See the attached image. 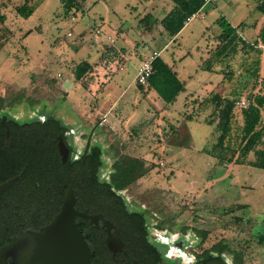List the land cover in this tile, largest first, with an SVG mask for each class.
<instances>
[{"label": "rangeland", "instance_id": "1", "mask_svg": "<svg viewBox=\"0 0 264 264\" xmlns=\"http://www.w3.org/2000/svg\"><path fill=\"white\" fill-rule=\"evenodd\" d=\"M168 2L169 8L173 5L171 0H85L83 14L65 15L61 0H0V14L4 16L0 20V96L46 104L48 108L58 102L59 112L65 108L61 97L68 98L63 96L67 91H63L62 84L69 78L73 85L69 84L71 100L87 119L71 111L63 116L71 120L77 117L87 127L100 120L99 115L93 118L91 106L104 110L111 102L119 101L120 107L124 106V118L118 122L120 116L110 117L112 122H118L113 125L115 128L105 125L100 132L107 143L105 170L109 174L114 161L124 154L155 164L146 175L121 189L129 206L144 210L148 221L155 227L159 225L165 234H187L191 245L185 250L190 253L212 250L219 242L234 251H223L233 264H264V169L217 163L216 157L207 152L216 140V128L213 131L201 120L209 109L199 110L195 102L212 88L237 96L236 101L247 99L255 79L251 71L258 67V80L264 77V60L255 63L260 56L241 51L239 45L231 62L227 57L220 63L231 72L228 76L221 69L227 79L225 88L222 84L217 87L223 75L213 71L216 62H212V70L201 64L215 47L214 35L219 28L215 21L220 16L224 15L232 26L243 23L239 33L253 41L263 22L256 30L249 23L261 21L263 14L255 8L257 0H217L206 8L204 18H193L171 37L159 24ZM23 5L24 13L17 12L15 7ZM29 10L31 13L27 14ZM146 14L145 25L141 19ZM117 27L123 34L114 36V46L123 48L127 56L122 60L109 59L103 66L111 71V81L121 82L128 96L111 86L113 90L108 87L111 93L106 97L101 75H94L96 82L93 79L87 93L95 96L88 101L84 84L75 82L71 68L87 57L90 39L108 45L105 36L112 35ZM56 38L58 45L54 43ZM79 46L82 47L78 50ZM135 49L142 55L158 51L185 80L184 91L167 104L170 108L163 113L162 121L146 115L152 97H142L144 93L134 85L139 65V57L133 56ZM97 59L96 48L89 60ZM120 63L122 70H118ZM205 81H212L213 85H204ZM186 97L193 98L188 101ZM235 105L228 138L232 148L238 145L242 126L239 108L243 107ZM186 116L191 117L185 119ZM86 134L85 130L82 137ZM98 135L90 137L98 140ZM81 141L78 139L79 144ZM253 157L250 153L249 158Z\"/></svg>", "mask_w": 264, "mask_h": 264}, {"label": "flooded vegetation", "instance_id": "2", "mask_svg": "<svg viewBox=\"0 0 264 264\" xmlns=\"http://www.w3.org/2000/svg\"><path fill=\"white\" fill-rule=\"evenodd\" d=\"M56 104L0 96V245L48 223L69 188L73 207L86 212L75 222L91 264H233L224 252H188L187 234H165L129 206L121 189L109 188L102 126L67 119Z\"/></svg>", "mask_w": 264, "mask_h": 264}, {"label": "trees", "instance_id": "3", "mask_svg": "<svg viewBox=\"0 0 264 264\" xmlns=\"http://www.w3.org/2000/svg\"><path fill=\"white\" fill-rule=\"evenodd\" d=\"M171 1L173 2L171 9L159 19V24L166 34L173 37L184 26L186 17L197 11L203 5L204 1ZM61 2L65 15L69 13L76 15L78 12H82L83 14V3L85 0H61ZM255 8L264 15V0H257ZM15 9L19 13H24L25 5L16 6ZM26 13H31V10ZM3 17V14H0V20H3ZM141 20L146 25L147 14ZM216 22L221 30L216 36L217 44L210 51L209 56L204 62L205 69L212 70V62L222 63L227 57H230V61L238 52L239 45L241 51H250L249 53H255L257 56H260L261 52L264 51V23L260 27L254 40L249 41L239 33V28L242 25L232 26L224 16H220ZM146 28L148 27L146 26ZM55 42H59V39L56 38ZM105 55L109 56V59H113L118 54L116 49L106 46L103 53L98 57L99 60L104 59ZM259 59H255L257 65L260 63ZM226 67L228 66L226 65ZM93 68V63L90 61L85 59L79 60L71 68L73 79L75 82L82 83L86 87L87 80L90 78V73H92ZM152 68L153 72L149 76L147 84H137L138 88L141 91L144 89L154 90L166 104L173 103L176 101L177 96L184 91L185 81L179 79L176 71L160 56L153 59ZM257 68L251 71L255 79L247 97L248 104L243 108H239L242 126L236 148H232L229 145L228 138L232 130V120L236 106L235 98L237 96L222 95L216 92L209 94L206 99L207 103L212 104L213 108L205 122L210 125L214 124L217 132L216 140L207 152L216 157L217 163L221 165L247 164L252 167L264 169V77L258 80ZM229 69L225 70L228 76L231 73ZM190 117L186 116L185 119ZM225 152H228L229 155H224ZM250 153H253V159L249 158ZM154 166L155 164L153 162L148 164V161L142 157L124 154L113 163V170L110 173L108 187H113L114 190L122 189L136 179L146 175ZM114 190L110 191L112 195L115 194ZM211 249L217 252H234L229 245L219 242L213 245Z\"/></svg>", "mask_w": 264, "mask_h": 264}, {"label": "water", "instance_id": "4", "mask_svg": "<svg viewBox=\"0 0 264 264\" xmlns=\"http://www.w3.org/2000/svg\"><path fill=\"white\" fill-rule=\"evenodd\" d=\"M74 202L75 192L67 188L48 223L0 245V264H91L89 243L75 222L76 216L85 217L86 212L77 211Z\"/></svg>", "mask_w": 264, "mask_h": 264}, {"label": "crops", "instance_id": "5", "mask_svg": "<svg viewBox=\"0 0 264 264\" xmlns=\"http://www.w3.org/2000/svg\"><path fill=\"white\" fill-rule=\"evenodd\" d=\"M217 1V0H216ZM216 1H214V2H211V3H207V4H203L200 8H199V16H196V17H198V18H204L205 17V14L207 13V11H206V8L207 7H210L211 5H213L212 3H215ZM4 4H6V3H4ZM216 4V3H215ZM170 4H169V2H168V4H167V6H164V9H167L168 8V6H169ZM5 7V6H4ZM172 7V6H171ZM171 7H169L168 8V10H167V12L171 9ZM166 12V13H167ZM1 13V12H0ZM165 13V14H166ZM222 16H224V15H222ZM196 17H194V18H196ZM225 17V16H224ZM73 18V17H72ZM226 18V17H225ZM193 19V18H192ZM191 19V20H192ZM227 19V18H226ZM190 20V21H191ZM217 21V20H216ZM215 21V22H216ZM227 21L229 22V20L227 19ZM261 22H263L264 23V15L262 16V20L261 21H259V20H255V21H252L251 23H249V26L250 27H253V29L254 30H256L257 28H258V26L260 25V23ZM188 23V22H187ZM231 24V23H230ZM243 24V23H242ZM242 24H240V25H242ZM185 25V24H184ZM263 25V24H262ZM119 27H117L114 31H113V34L112 35H109V34H107L106 36H105V38H106V40L108 41V45H102V44H100L99 45V43H96V42H94L93 40H91L90 39V41H92L91 43V48L89 49V51H88V53H87V57H84L83 59H85V60H87V61H90L89 60V56H90V54L92 53V51H94V49H96L97 48V55H98V57L103 53V51H104V49H105V47L106 46H108V47H113L114 49H116V51H117V56L116 57H114V58H118L119 60L121 59L122 60V58H124L125 59V57L127 56L126 55V51L123 49V48H117L116 46H114V43H115V39H114V36H121L122 34H123V31H119V29H118ZM183 28V27H182ZM181 28V29H182ZM218 30H217V32L215 33V35H214V37H215V45L217 44V39H216V36L220 33V27L219 28H217ZM181 31V30H180ZM179 31V32H180ZM259 31V30H258ZM96 32L97 33H100V30L99 29H96ZM69 33V32H68ZM117 33V34H116ZM258 33V32H257ZM257 33H255L256 35H257ZM255 34L253 35L254 36V38L256 37L255 36ZM82 36H84V34H83V32H82V34H81ZM177 35V34H176ZM176 35H174L173 37H175ZM240 35H241V33H240ZM252 36V37H253ZM83 39V38H82ZM56 45H58L59 43L58 42H54ZM84 43H85V40H84ZM83 46V45H82ZM82 46H79V48H78V50L82 47ZM212 49H214V48H211L208 52H209V54H210V51L212 50ZM78 50H74V53H76ZM134 52V57H136V56H138L139 57V65H140V63H141V60H143L145 57H147L148 55H149V53L147 54V55H142V54H140L141 52L137 49H135V51H133ZM107 53V52H106ZM110 53V52H109ZM158 56H160V53H159V55ZM113 58V59H114ZM260 59L263 61L264 60V51H262L261 52V54H260ZM109 60V56H107V55H105L104 56V59H100L99 60V58L96 60V61H90L91 63H93V66H94V68H93V71H92V73H90V78H88V80H87V85H86V87H85V90H84V94L85 95H88V101H90L92 98H93V96H95V95H93V96H91V94H88L87 92H88V90H89V87H90V85L92 84V81H93V79H95L96 77H98V76H96V75H101V78H102V85L101 86H103L104 85V87L106 88V91L104 92L105 93V96L106 97H108L109 96V93H111V92H109L107 89H108V87H111V86H114V87H118L119 88V90H122V91H124V93L126 92V96H128V94H127V90H126V88H124V89H122V86H121V82L118 80V79H114V80H112L111 81V79L113 78L112 76H111V71H109V70H107V67H105V66H103L105 63H106V61H108ZM164 60V59H163ZM165 61V60H164ZM166 62V61H165ZM204 62L205 61H203V63L201 64V67L202 68H204ZM231 62V61H230ZM171 67H172V69H173V65L172 64H170L169 62H167ZM262 64V63H261ZM138 65V66H139ZM225 69V70H227L228 68L226 67V65L225 66H223V65H221L219 62H217L216 63V66L214 67V69H213V71H217L218 73H220V74H222L223 75V77H222V79L221 80H219L218 82H217V87H220V85H221V87L223 86V88H225L226 87V85L224 84V81H227V79H225L224 78V74L222 73L223 71H221V69ZM123 69V66L121 65V63L118 65V70H122ZM137 69H138V67H137ZM174 70V69H173ZM174 71H176V70H174ZM176 73H177V71H176ZM59 72H57V77H60V75L61 74H59ZM94 75H95V78H94ZM136 75H137V71H136ZM136 75H135V78H134V85H135V87H136V89H138L139 91H140V93L141 94H143V96L142 97H144V95H148V94H150L151 95V97H152V100L151 101H149L148 102V108H147V116L149 115H152L151 117H153L154 116V118H153V120H158L159 121V119H161V121L162 120H164V114L163 113H166L167 111H168V109L170 108L158 95H157V93L155 94V92H154V90H146V89H144L143 91H141L139 88H138V86H137V81H136ZM177 75H178V73H177ZM178 77H179V75H178ZM179 79H180V77H179ZM182 80V79H181ZM95 82H96V79L94 80ZM185 81V80H184ZM77 83V82H76ZM210 83H212V81H205L204 82V85H208V86H212L213 84H210ZM69 84H71V86H73L72 85V83H71V81H70V79L69 78H67L64 82H63V91H67V94H65V95H63V96H66V97H68V98H62L61 97V99H63V101H62V105H63V107H65L64 109H60L59 111L61 112V113H64V114H66V112H78L79 113V115L81 116V117H83V118H85V119H87V117L86 116H84L83 114H81L80 112H79V110L77 109V107H76V105H75V103H74V101H72L71 100V97H70V95H69V90H70V85ZM69 87V88H68ZM204 87H206V86H204ZM222 88V89H223ZM111 90H113L112 89V87H111ZM121 91V92H122ZM216 92H218V93H222L223 92V90H220V91H216L215 89H211L209 92H207V93H204L205 94V96H203L201 99L200 98H197V100H195V102L197 103L198 101H201V102H198V106H199V110L201 109V110H204V111H207L208 109V113L205 115V116H201V120L204 122V123H206L205 122V120L208 118V114L211 112V110H212V108H213V106H212V104H210V103H207V97L209 96V94H211V93H216ZM189 94V93H188ZM222 95H230V94H225V93H223ZM189 96H191V95H189ZM159 98H160V100H159ZM188 97H186V100H188V101H190L193 97H190L189 99H187ZM108 100V99H107ZM119 100V99H118ZM161 101H163V102H161ZM188 101H186L185 102V104L188 102ZM72 102V104H73V106L70 104V106H68V103H71ZM118 102L119 101H113V102H111V106H108V108H106V109H104V110H101V106L99 107V108H96V107H93V106H91V111H92V113H93V118L94 117H97L98 115V117L100 118V120L97 122L99 125H101L102 127L103 126H105V125H110V128L111 129H114L115 128V126H113L115 123H118L119 121H122V119L124 118L123 117V114H124V106H123V108H121L120 107V104H118ZM149 103H150V105H149ZM57 106L59 107V103L57 102ZM91 104V103H90ZM158 106V108L156 109L155 108V106ZM60 108V107H59ZM68 108H70V109H72V110H70V109H68ZM123 109V110H122ZM156 110V111H155ZM122 112H123V114H122ZM149 112V113H148ZM154 112V113H153ZM121 114V115H120ZM112 116H115V117H119L120 118V120H118V122L115 120L114 122H112L111 121V119H110V117H112ZM76 117V116H75ZM77 118V117H76ZM78 119V118H77ZM205 119V120H204ZM158 124V123H157ZM207 125H209V126H211V128H212V130L214 131L215 129H214V124H208V123H206ZM121 125V124H120ZM159 125V124H158ZM120 127V126H119ZM119 127H117V129L119 128ZM211 147H212V145H211ZM210 147V148H211ZM210 148H208V149H210ZM205 149V148H204ZM206 150V149H205ZM145 159V158H144ZM146 160V159H145Z\"/></svg>", "mask_w": 264, "mask_h": 264}, {"label": "built area", "instance_id": "6", "mask_svg": "<svg viewBox=\"0 0 264 264\" xmlns=\"http://www.w3.org/2000/svg\"><path fill=\"white\" fill-rule=\"evenodd\" d=\"M203 4H207V3H211L214 2L216 0H203ZM199 9L193 13H191L189 16L186 17L185 19V23H187L188 21H190L192 18L199 16ZM159 55L158 51L153 50L151 53H149V55L147 57H145L143 60H141L140 65L138 66L137 69V75H136V81L138 84L141 85H146L149 76L152 74L153 72V68H152V61L155 57H157ZM236 104H240L242 107H245L248 104V99L246 98H241L239 100L236 101Z\"/></svg>", "mask_w": 264, "mask_h": 264}]
</instances>
